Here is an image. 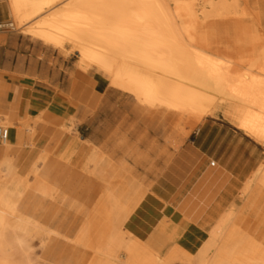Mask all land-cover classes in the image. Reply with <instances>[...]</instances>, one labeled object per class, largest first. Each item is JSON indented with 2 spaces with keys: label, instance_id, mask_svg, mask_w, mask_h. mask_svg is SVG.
<instances>
[{
  "label": "bare ground",
  "instance_id": "obj_1",
  "mask_svg": "<svg viewBox=\"0 0 264 264\" xmlns=\"http://www.w3.org/2000/svg\"><path fill=\"white\" fill-rule=\"evenodd\" d=\"M7 7L41 48L76 56L81 83L131 103L143 120L173 124L175 147L190 135L186 125L219 115L264 145V0H8ZM72 99L84 101L77 94ZM85 142L69 138L59 157L106 185L94 208L78 204L84 224L73 241L84 245L93 237L91 264H169L156 249L168 238L197 251L184 254L188 264H264V232L241 225L238 199L209 231L208 243L194 246L183 228L164 225L163 206L146 195L126 162L112 165ZM9 150V142L0 148V264H32L29 257L19 261L31 249V229L68 239L75 226L67 235L61 227L44 228L37 213L62 194L40 177L38 164L27 177L19 175ZM255 183L264 188V165L240 195Z\"/></svg>",
  "mask_w": 264,
  "mask_h": 264
},
{
  "label": "crops",
  "instance_id": "obj_2",
  "mask_svg": "<svg viewBox=\"0 0 264 264\" xmlns=\"http://www.w3.org/2000/svg\"><path fill=\"white\" fill-rule=\"evenodd\" d=\"M8 17V7L1 3L0 24ZM13 42L0 31V121L12 125L9 156L20 172L29 173L38 164L40 177L62 196L92 209L104 193L102 182L59 157L71 138L67 127L80 116L77 101L32 81L22 62H14V51L8 48ZM46 153L50 155L42 162ZM263 164L264 145L224 116H211L153 180L150 198L180 219L194 246H202L204 234Z\"/></svg>",
  "mask_w": 264,
  "mask_h": 264
},
{
  "label": "rangeland",
  "instance_id": "obj_3",
  "mask_svg": "<svg viewBox=\"0 0 264 264\" xmlns=\"http://www.w3.org/2000/svg\"><path fill=\"white\" fill-rule=\"evenodd\" d=\"M4 3L8 5V0H5ZM8 22L14 24L10 17H8ZM1 32L5 38L14 39L11 45L8 44V48L14 51V62L16 63L17 60L22 62L24 71L32 81L50 88L55 93L64 94L70 99L75 94L83 97V103L77 102L80 116L74 118L71 130H67L69 137L76 133L79 142L86 139L87 142L84 143L86 148L104 153L112 165L126 162L132 169L135 180L146 188V195L150 197L153 180L180 148L179 146L175 147L172 143L179 141V137L175 136L173 124L162 126L154 118L143 120L134 111L131 103L120 102L112 93L103 95L94 84L81 83L78 78L75 55L66 59L58 53L41 48L27 37L23 30L18 29L16 24ZM199 125L192 128L190 125H186L185 128L191 134ZM78 126H80V133L77 132ZM0 127L11 129L12 125L0 121ZM9 147L11 148L10 143ZM18 173L23 177H27L28 174L20 171ZM28 178L32 183L35 181L32 176ZM102 184L105 191L106 185L104 182ZM257 196L260 197L261 204L260 207L254 208L252 206ZM151 200L153 201V199ZM238 200V211L240 215H245L241 225L253 234L263 233L264 188L255 183L249 193L240 195ZM164 210L166 211L164 225L181 227L184 231L185 227L182 226L180 219L174 214H170L167 209ZM83 212L78 203L66 196L56 194L53 200L44 202L43 210L37 213V217L42 221L45 229H51L53 226L61 227L65 235L70 227L75 226V229L68 235V239L49 236L47 230L36 233L31 229L28 236L31 249L23 252L19 261L24 263L29 257L32 264H91L95 256L93 237L90 243L84 245L76 244L73 241L79 235L84 224V220L79 218ZM48 216L55 219V224L46 220ZM137 216L136 210L132 217L136 218ZM104 221L102 220V223ZM203 237L202 247L208 243L209 232ZM156 249L162 252L163 258L168 260L169 264H188L184 259V254H197V251H191L180 243V239L175 241L168 238L162 246L156 247ZM175 249L178 251L175 252ZM120 255L122 261L127 260L124 254ZM116 264L121 263L117 261Z\"/></svg>",
  "mask_w": 264,
  "mask_h": 264
},
{
  "label": "built area",
  "instance_id": "obj_4",
  "mask_svg": "<svg viewBox=\"0 0 264 264\" xmlns=\"http://www.w3.org/2000/svg\"><path fill=\"white\" fill-rule=\"evenodd\" d=\"M5 0H0V4L4 3ZM12 23L0 24V31L5 30L6 28H12ZM10 139V128L0 127V145H5L9 142Z\"/></svg>",
  "mask_w": 264,
  "mask_h": 264
}]
</instances>
